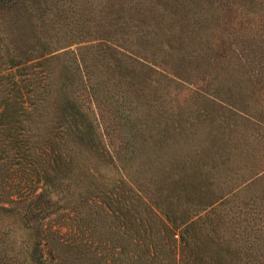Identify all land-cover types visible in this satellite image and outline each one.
I'll use <instances>...</instances> for the list:
<instances>
[{
    "label": "rangeland",
    "instance_id": "obj_1",
    "mask_svg": "<svg viewBox=\"0 0 264 264\" xmlns=\"http://www.w3.org/2000/svg\"><path fill=\"white\" fill-rule=\"evenodd\" d=\"M0 264H264V0H0Z\"/></svg>",
    "mask_w": 264,
    "mask_h": 264
}]
</instances>
